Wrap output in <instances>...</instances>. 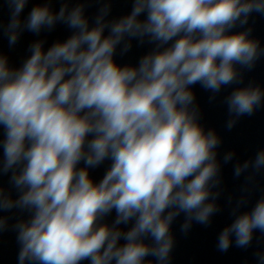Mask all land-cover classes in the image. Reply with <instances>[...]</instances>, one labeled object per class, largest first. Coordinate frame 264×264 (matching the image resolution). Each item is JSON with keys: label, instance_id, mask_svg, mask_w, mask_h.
<instances>
[{"label": "clouds", "instance_id": "1", "mask_svg": "<svg viewBox=\"0 0 264 264\" xmlns=\"http://www.w3.org/2000/svg\"><path fill=\"white\" fill-rule=\"evenodd\" d=\"M27 3L8 0L9 47L57 23L72 34L47 50L34 41L19 67L0 54V176L9 185H0V213L20 214L11 226L0 215V233L15 231L18 264H171L177 218L187 234L221 210L222 137L201 122L194 86L211 101L236 85L224 98L229 131L264 107V88L244 84L264 57L245 27L264 15V0H132L129 14L109 20L105 4L91 24L83 4H38L22 20ZM133 40L153 47L136 65L117 63ZM105 161L96 182L89 170ZM249 168L264 169V149L233 175ZM245 203L219 233V251L264 234V196L241 212ZM255 255L264 264V252Z\"/></svg>", "mask_w": 264, "mask_h": 264}, {"label": "water", "instance_id": "2", "mask_svg": "<svg viewBox=\"0 0 264 264\" xmlns=\"http://www.w3.org/2000/svg\"><path fill=\"white\" fill-rule=\"evenodd\" d=\"M44 3H48L54 12L58 11L62 4H67L69 9L78 4H83L85 15L89 18L90 24L98 10L105 4L110 7L109 20L129 14L132 8V0H28L21 13V19H26L34 6ZM10 16L11 9L8 0H0V54L7 56L10 65L13 67H19L30 55L29 45L34 41H44V49L47 50L53 43L64 41L72 34V30L65 24L57 23L52 31L42 30L39 35L24 31L17 44L9 47L4 28L7 26ZM152 47L151 44L140 45L136 40H133L132 48L124 55L118 54L115 59L121 65H136L139 59L148 53ZM249 82H251L249 71H245L244 84ZM235 86L222 89L216 99L211 101L209 100L210 92L203 90L199 85L194 86L193 91L202 113L201 122L208 128H215L222 137V144L218 149L222 183L219 186L221 194L217 201L221 210L212 218L210 225L204 226L194 223L187 234L180 230V225L184 219L183 215L177 218L172 225L176 243L172 252L171 264H257L255 254L264 252V234L259 231L254 233L252 244L246 249L237 248L234 241L227 252H221L217 249V237L221 230L233 221L232 210L237 201L241 197L246 199L245 205L240 209L243 212L251 209L256 201L264 196V169L255 172L249 168L238 178L233 175V168L236 163L254 159L255 154L264 149L258 111L252 116L241 117L230 131L225 127L229 116L224 98ZM2 134V129H0V138H2ZM228 151H234L235 156L231 162L225 164L223 156ZM110 163V161H105L99 167L89 170L94 181L99 182L102 179ZM0 185L6 189L9 187L7 176H0ZM15 195L13 191V197ZM0 215L12 216V219L9 220L10 226L20 217V214L15 211L13 213H0ZM114 218L115 211L106 218V221L111 223ZM18 251L19 245L15 231L11 230L10 227L9 230L0 233V264H18ZM83 264H88V262L85 261Z\"/></svg>", "mask_w": 264, "mask_h": 264}]
</instances>
